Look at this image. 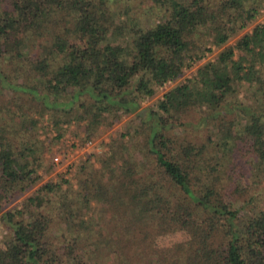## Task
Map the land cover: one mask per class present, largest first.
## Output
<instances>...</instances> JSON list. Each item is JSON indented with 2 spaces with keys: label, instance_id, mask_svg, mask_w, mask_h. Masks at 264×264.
<instances>
[{
  "label": "trees",
  "instance_id": "obj_1",
  "mask_svg": "<svg viewBox=\"0 0 264 264\" xmlns=\"http://www.w3.org/2000/svg\"><path fill=\"white\" fill-rule=\"evenodd\" d=\"M262 5L0 0V264H264ZM45 112L86 138L129 117L73 185L41 180Z\"/></svg>",
  "mask_w": 264,
  "mask_h": 264
},
{
  "label": "rangeland",
  "instance_id": "obj_2",
  "mask_svg": "<svg viewBox=\"0 0 264 264\" xmlns=\"http://www.w3.org/2000/svg\"><path fill=\"white\" fill-rule=\"evenodd\" d=\"M261 7L262 8H260L261 10L257 20L264 23V5H262ZM208 46H210L214 50L217 49V47L213 43H209ZM191 74V69H185L183 74L179 78L172 79L169 82H166L165 85L161 86L157 92V95H161L165 89L175 87L179 80H182L185 76H190ZM154 98L155 97L145 98L143 104L147 105L149 103H152ZM128 117L129 115H124L122 119L117 122H113L109 127L100 125L99 127L101 129V133L96 137H90V139L95 140L101 148L99 150L94 149L92 150V152L101 154L102 152L107 150L109 148V142L111 141V139L116 137L117 129L124 130L125 121ZM33 119L34 123H31V121H29L28 125L26 126V129L32 137L36 138L37 145L41 150V154L44 159V164H52V154L56 151L61 150H65V152H67L68 150H76L74 152V157L76 159L75 161L78 162L83 160L87 156L88 152H84L82 148L85 139H87L85 121L76 120L75 122L71 121L70 123H64L66 124V126H64V124L63 126L62 124L54 125V123H52L49 119L48 112H45L43 114L35 113L33 114ZM52 128L54 129L55 134H53ZM91 158L93 162L97 165V162L95 161V156H92ZM72 168L73 167L71 166V169ZM71 169L69 168L68 170H66V168H59L54 164L52 171L44 175L41 180H44L49 177L55 180L58 178L60 172L67 171L65 176L70 177L72 180V184L76 185V178L73 176V172L75 169ZM36 173L44 174V167H36ZM19 198L20 197L15 199L11 204H9V206L13 205L14 203H17ZM4 232L5 231L0 228V236ZM193 232V223L185 225L171 224L164 228V237L168 242H173L176 240L184 241L192 237Z\"/></svg>",
  "mask_w": 264,
  "mask_h": 264
},
{
  "label": "built area",
  "instance_id": "obj_3",
  "mask_svg": "<svg viewBox=\"0 0 264 264\" xmlns=\"http://www.w3.org/2000/svg\"><path fill=\"white\" fill-rule=\"evenodd\" d=\"M170 80H168L169 82ZM72 122H75L74 120H72ZM48 123V122H47ZM49 124V123H48ZM64 126H66V124H64ZM53 130V134H55L54 129ZM84 152H88L90 150H99L101 147L100 145H98V143H96L95 140L87 138L85 139L83 146H82ZM82 150V151H83ZM76 150H71V151H67L65 152V150H61V151H56L52 154V162L59 168H66L68 167V165L76 160L74 157V152Z\"/></svg>",
  "mask_w": 264,
  "mask_h": 264
}]
</instances>
